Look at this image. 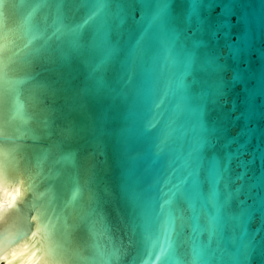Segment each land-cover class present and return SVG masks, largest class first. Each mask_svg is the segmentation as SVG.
Masks as SVG:
<instances>
[{"label":"water","instance_id":"obj_1","mask_svg":"<svg viewBox=\"0 0 264 264\" xmlns=\"http://www.w3.org/2000/svg\"><path fill=\"white\" fill-rule=\"evenodd\" d=\"M6 34L0 163L61 264H264V0H0Z\"/></svg>","mask_w":264,"mask_h":264},{"label":"clouds","instance_id":"obj_2","mask_svg":"<svg viewBox=\"0 0 264 264\" xmlns=\"http://www.w3.org/2000/svg\"><path fill=\"white\" fill-rule=\"evenodd\" d=\"M17 50L15 39L7 34L0 37V70L6 79L14 69ZM14 104L15 98L10 100L5 89L0 97L5 115ZM37 188L35 176L26 179L21 170L9 169L0 163V264H25L26 261L30 264H61L53 255L58 233L50 223L51 214L43 215L38 223L35 212L29 217L21 207L36 198ZM74 195L70 191L67 198L71 200ZM41 225L46 231L39 230ZM14 250L18 253L15 259L12 256Z\"/></svg>","mask_w":264,"mask_h":264},{"label":"snow or ice","instance_id":"obj_3","mask_svg":"<svg viewBox=\"0 0 264 264\" xmlns=\"http://www.w3.org/2000/svg\"><path fill=\"white\" fill-rule=\"evenodd\" d=\"M46 231V229H45ZM16 255H18V253L14 250L12 253L13 259H15ZM25 264H30V261H26Z\"/></svg>","mask_w":264,"mask_h":264}]
</instances>
